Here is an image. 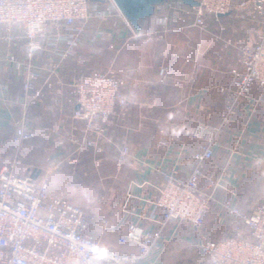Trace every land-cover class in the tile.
<instances>
[{
    "label": "crops",
    "instance_id": "obj_1",
    "mask_svg": "<svg viewBox=\"0 0 264 264\" xmlns=\"http://www.w3.org/2000/svg\"><path fill=\"white\" fill-rule=\"evenodd\" d=\"M238 2L217 19L206 14L200 27L192 25L189 5L183 2L178 5L182 12L169 10V21L158 24L161 2L155 6L152 28L140 32L112 7L111 16L102 21L103 36L86 43L75 57L37 54L51 74L28 100L14 69L0 66V166L46 175L49 194L79 205L90 216L106 218L111 228L134 223L152 229L160 217L155 200L163 174L187 175L199 144L191 131L195 123L205 122L219 130L214 158L203 165L200 188L223 175L238 190L239 205L255 206L264 199V102L254 109L253 91L227 119L222 116L228 95L220 87L229 81L238 44L252 43L255 13ZM95 28L96 22L90 32ZM162 67L165 77L159 72ZM99 69L115 72L127 103L97 132L72 117L76 104L69 84L79 71ZM24 122V131L35 136L20 141L14 133ZM123 147L127 154L121 160ZM249 186L254 190L251 204L243 196ZM205 224L204 234L215 239L228 235L234 221L213 206ZM87 232L105 246L136 251L135 245L120 243L114 233L95 224ZM198 234L184 227L138 264H206L192 245Z\"/></svg>",
    "mask_w": 264,
    "mask_h": 264
},
{
    "label": "built area",
    "instance_id": "obj_2",
    "mask_svg": "<svg viewBox=\"0 0 264 264\" xmlns=\"http://www.w3.org/2000/svg\"><path fill=\"white\" fill-rule=\"evenodd\" d=\"M196 1L197 5L186 6V13L193 17L192 25L199 27L206 14L217 19L234 3ZM238 1L240 7L251 9L255 18L252 43L238 44V59L229 68V81L220 87L228 95L224 119L253 91H257L254 109L264 102V0ZM181 3L163 1L156 22H168L169 10L182 12L178 6ZM112 7L117 8L113 0H0V66L14 69L25 99H30L32 91L45 84L51 74L39 64L37 54L46 52L59 60L75 57L86 43L103 36L102 21L111 16ZM119 14L127 21L120 10ZM95 22L97 28L92 33L90 27ZM159 72L165 77V68ZM69 85L76 104L72 117L83 122L86 130L102 131L116 108L127 103L121 81L111 69L79 71ZM24 125L25 122L14 133L20 141L35 136L25 132ZM218 130L216 125L195 123L190 134L199 142L194 165L185 177L174 171L163 174L155 200L160 217L152 229L134 223L111 228L106 218L90 216L79 205L49 194L46 175L19 174L9 165L0 166V264H138L165 237L188 226L199 233L192 245L206 264H264V200L251 212L242 211L237 204L238 190L223 175L208 179L206 187L200 188L203 165L214 158ZM83 143L90 145L91 141ZM126 154L127 147H123L119 158L124 160ZM217 191L222 192V197H217ZM213 206L237 223L228 235L215 239L204 234L205 216ZM89 224L111 231L120 243L135 245L136 251L121 252L103 245L87 232ZM240 225L248 228L251 239L240 235Z\"/></svg>",
    "mask_w": 264,
    "mask_h": 264
},
{
    "label": "water",
    "instance_id": "obj_3",
    "mask_svg": "<svg viewBox=\"0 0 264 264\" xmlns=\"http://www.w3.org/2000/svg\"><path fill=\"white\" fill-rule=\"evenodd\" d=\"M165 0H113L135 32H140V20H145L154 13L155 6ZM189 6L197 5L196 0H181Z\"/></svg>",
    "mask_w": 264,
    "mask_h": 264
},
{
    "label": "trees",
    "instance_id": "obj_4",
    "mask_svg": "<svg viewBox=\"0 0 264 264\" xmlns=\"http://www.w3.org/2000/svg\"><path fill=\"white\" fill-rule=\"evenodd\" d=\"M153 22H154V13L150 16V17H148L147 19H145V20H140L139 21V23L141 24V26H142V28L141 29H149V28H152V25H153ZM30 173H32V174H34V175H36L35 174V172L33 173V172H30ZM258 183V185L260 184V181L259 182H257ZM261 185V184H260ZM250 187V186H249ZM250 191V192H249ZM248 192L246 191V193H244V195L243 196H245V199H244V201H248V202H250V204H251V202H252V196L251 195H253L254 194V190L252 189V187H250V190H249ZM256 193V192H255ZM250 198V199H249ZM246 203V205H249V203ZM237 204H238V202H237ZM257 204V203H256ZM238 206L241 208V210L242 211H244V212H246V213H249V212H251V210L253 209V207H250V208H247V206H244L243 204H238ZM236 224L237 223H235L234 222V224H233V226H236ZM240 235L241 236H243L244 238H246V239H251V235H250V233H249V230H248V228L246 227V226H241L240 225ZM129 244H131V243H129ZM196 248V247H195ZM197 249V248H196ZM198 250V249H197ZM199 251V250H198ZM200 252V251H199Z\"/></svg>",
    "mask_w": 264,
    "mask_h": 264
},
{
    "label": "rangeland",
    "instance_id": "obj_5",
    "mask_svg": "<svg viewBox=\"0 0 264 264\" xmlns=\"http://www.w3.org/2000/svg\"><path fill=\"white\" fill-rule=\"evenodd\" d=\"M262 200H264V199H262Z\"/></svg>",
    "mask_w": 264,
    "mask_h": 264
}]
</instances>
